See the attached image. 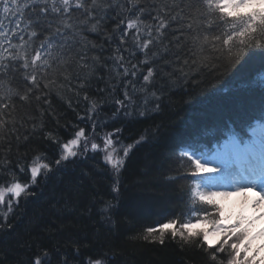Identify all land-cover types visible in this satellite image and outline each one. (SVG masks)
<instances>
[{
  "label": "snow or ice",
  "instance_id": "6c2138e0",
  "mask_svg": "<svg viewBox=\"0 0 264 264\" xmlns=\"http://www.w3.org/2000/svg\"><path fill=\"white\" fill-rule=\"evenodd\" d=\"M93 34L102 42L90 39ZM137 53L144 58L140 59ZM257 54L264 59V0H0V151L5 153L0 170L5 175L11 173V178L0 184V205L11 212L37 190L43 191L41 184L55 176L53 189L45 197L48 208L65 216L70 209L79 214L75 203L81 197L82 183L65 182L60 173L70 164L91 159L89 144L93 153H102L118 184L121 157L128 156L130 146L117 147L121 129L104 132L107 121L100 119L102 108L96 102H90L84 115L77 113V118L93 133L98 128L104 132L99 137L100 144L90 139L84 128L73 131V138L67 142L44 131V111L39 106L51 109L50 96L57 87H68L77 96L82 91L83 99L88 101L87 92L93 82H103L105 87L95 91L98 96L113 97L114 119L162 114L171 107L173 95L193 86L202 68L214 72L234 70ZM61 79L63 83L58 84ZM9 80L18 83L16 90L6 86ZM195 86L199 87V83ZM17 100L29 106L32 101L37 102L39 124L32 114H19ZM26 123L31 127L25 135L20 129ZM37 135L52 146H59L60 151L52 159L47 152L31 158L25 153L21 159L26 163L21 166V161H17L10 167L7 153L12 152L13 146L19 151L30 137ZM214 163L217 166H212ZM234 165L249 181L236 189L238 193L254 190L260 182L259 199L255 201L259 206L264 202V138L243 145L226 141L211 156L192 141L182 146L178 154H171L159 174L175 181L176 177L169 175L175 171L185 181H191L183 191L192 202L186 205L187 217H195V223L190 218L170 219L158 227H148L142 239L164 245L170 237L185 245L196 241L207 249L211 246L209 231L193 228L211 223V231L222 232L224 237L218 241L219 247L209 253L214 264H225V260L227 264H257L256 255L250 252L259 254L264 245L253 249L255 237L243 227V219L228 227L222 223L224 208L217 197L232 193L202 190L211 179L203 174H221ZM12 167L20 176H26V181L19 179ZM114 191L118 192V187ZM113 207L108 205L109 209ZM7 220L5 212L0 216V230L11 227ZM58 229L63 231L62 226ZM260 235L264 236V230ZM65 243L50 249L41 244L42 254H37L30 264H108L111 259L108 254H97L82 260L80 247L76 246L81 242L73 241L71 247H65ZM221 254H225L223 258ZM260 264H264V258Z\"/></svg>",
  "mask_w": 264,
  "mask_h": 264
},
{
  "label": "trees",
  "instance_id": "16d2710c",
  "mask_svg": "<svg viewBox=\"0 0 264 264\" xmlns=\"http://www.w3.org/2000/svg\"><path fill=\"white\" fill-rule=\"evenodd\" d=\"M90 39L102 42V38L95 34ZM137 55L144 58L141 53ZM185 71L195 74L188 68ZM59 83H63L62 79ZM196 83L199 87L195 86ZM6 86L16 90L18 83L9 80ZM103 87V82H93L87 92L88 101L83 99L82 91L77 96L68 87H57L50 96L51 109L47 105L39 107L44 111V131L51 132L61 142L70 141L73 131L84 128L86 135L100 144L99 137L104 132L121 129L117 147L130 146V149L126 158L121 157L123 166L116 177L118 184L114 182L111 166L105 163L102 153H93L89 144L92 158L70 164L60 173L65 182L82 183L79 188L81 197L75 203L79 214L70 209L65 216L48 208L45 197L53 189L55 176L47 184H41L43 191L37 190V194L29 196L11 212L0 205V216L7 212L6 223L11 225L0 230V261L3 264H30L37 254H42L41 244L50 249L57 243L67 242L65 247H71L74 246L73 241L79 240L81 244L76 246L80 247L82 260L108 254L111 256L108 264H214L209 253L219 244L205 249L196 241L185 245L167 237L165 244L160 245L146 242L142 236L148 227H158L170 219H196L187 217L186 205L192 202L183 191L191 181H185L175 171L169 173L176 177L175 181L159 174L171 154H178L182 146L195 141L210 156L229 138L243 141L251 137L254 128L264 124V59L257 54L234 70L214 72L202 68L193 86L184 87L183 92L173 95L171 107H166L162 114H134L133 118L114 119L113 97L96 94L95 89ZM90 102H96L102 108L100 119L107 121L104 132L98 128L93 133L87 125L78 123L77 113L83 116ZM16 104L20 115L30 113L37 117L39 124L40 112L36 101H32L30 106L18 100ZM30 127L26 123L20 132L26 135ZM59 151V146H52L37 135L30 137L27 145H22L19 151L13 146L7 156L11 161L10 167L17 161H21L22 166L27 162L21 159L25 153L31 158L47 152L52 159ZM4 156L5 153L0 151V163ZM12 171L17 172V169L12 167ZM82 172L87 175L81 177ZM17 177L24 181L27 179L18 172ZM10 178L11 173L5 175L0 170V184ZM117 187L118 192L114 191ZM108 205L114 207L109 209ZM195 206L199 207V202ZM58 226H62L63 231H59ZM224 255L221 254L220 258ZM73 264H80V261Z\"/></svg>",
  "mask_w": 264,
  "mask_h": 264
},
{
  "label": "rangeland",
  "instance_id": "374dc122",
  "mask_svg": "<svg viewBox=\"0 0 264 264\" xmlns=\"http://www.w3.org/2000/svg\"><path fill=\"white\" fill-rule=\"evenodd\" d=\"M261 138H264V128L258 127L253 133V140L259 142ZM223 145V144H222ZM212 166H217L215 163ZM206 177H211L210 181L206 184V187L202 190H213V191H228L232 195L228 197H217V202L224 208V219L222 223L225 227L231 226L237 222V220L243 219V227L248 228L250 234L255 237L252 241L253 249H259L264 245V236L260 235L261 231L264 230V202L258 206L255 202L249 204L235 203L234 196L236 188L233 184V177H240L242 182H245V176L240 174L238 168L234 165L231 168H225L221 174H203ZM238 186V185H237ZM260 189V182H257V187L254 189ZM195 223V221H193ZM201 229H207L209 231V240L211 245H218V241L222 240L223 233H214L211 231V223H200L196 224L193 231H200ZM214 235V236H211ZM231 243V240L229 241ZM250 255H256L257 264H260L262 258H264V250H261L259 254L254 251L250 252Z\"/></svg>",
  "mask_w": 264,
  "mask_h": 264
},
{
  "label": "bare ground",
  "instance_id": "6f19581e",
  "mask_svg": "<svg viewBox=\"0 0 264 264\" xmlns=\"http://www.w3.org/2000/svg\"><path fill=\"white\" fill-rule=\"evenodd\" d=\"M232 180H233V184L235 185L233 187L236 189L246 184L245 182H242L243 180H241L240 177H233ZM259 192H260V189L258 190L249 189L247 192H239V193L235 191V194L232 197L234 198L235 203H240V204L250 203L251 204L259 199V196L257 195ZM211 236H214V235H211Z\"/></svg>",
  "mask_w": 264,
  "mask_h": 264
}]
</instances>
